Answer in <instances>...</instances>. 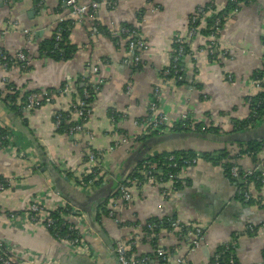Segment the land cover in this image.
Here are the masks:
<instances>
[{
	"label": "crops",
	"instance_id": "0c3cea01",
	"mask_svg": "<svg viewBox=\"0 0 264 264\" xmlns=\"http://www.w3.org/2000/svg\"><path fill=\"white\" fill-rule=\"evenodd\" d=\"M80 1L102 3L95 20L72 21L62 0H0V49L12 56L23 52L27 58L25 70L0 66L1 92L7 85L20 93L56 92L61 85L73 90L79 77L98 87L84 124L86 135L55 133L54 114L66 108L69 98L55 96L52 103L40 109L25 110V127L0 97V126L8 129L11 143L26 155L18 158L0 148V179L9 181L0 191V241L11 250V264H118L112 244L126 235L134 237V255L152 254V240L143 226L153 218L203 230L200 245L188 254L177 234L161 227L162 245L171 262L184 259L186 264H208L216 250L235 237L237 264H263L264 185L259 190L250 185L253 200L244 199L240 181L231 177L230 167L237 165L242 171L264 169V147L255 162L252 154H243L245 146L239 143L264 138V121L254 130L234 132V123L249 115L247 101L262 92L257 82L264 78V0H249L233 10L227 6L230 0ZM106 3L112 7H106ZM210 4L213 10L199 15V25L188 38L190 17ZM219 15L224 20L210 57L212 40L204 32L208 19ZM65 20L69 21V42L77 48L72 59L62 62L39 58L40 42L51 39L57 25ZM94 24L109 32L122 25L137 29V36L147 47L140 54L139 65L133 66L124 46L126 41L114 43ZM176 37L185 41L189 52L180 66L181 83L161 74L170 67ZM156 88L160 90L157 112L168 118L169 124L161 135L140 125L148 115ZM183 116L218 133L174 131ZM116 136L126 139L127 144L104 157L108 183L94 191H83L74 185L75 179L67 177L69 171H60L58 164L78 170L87 152L106 150ZM175 150H225L228 156L216 163L197 158L195 165L179 174L182 184L178 190L171 180L132 186L131 202L126 208H112L116 196L110 198L111 192L91 200L110 181H122L131 171L146 180L145 170L140 171L135 164L141 158ZM32 198L46 208L66 201L85 210L92 254L78 252L28 222L23 212ZM104 200H108L106 205ZM109 209H113L114 217L104 214Z\"/></svg>",
	"mask_w": 264,
	"mask_h": 264
},
{
	"label": "built area",
	"instance_id": "2783aa9c",
	"mask_svg": "<svg viewBox=\"0 0 264 264\" xmlns=\"http://www.w3.org/2000/svg\"><path fill=\"white\" fill-rule=\"evenodd\" d=\"M8 2H13L14 0H7ZM63 7L68 10V16L73 21L77 23H83L87 18L90 20H95L97 12L101 7V2H91L90 4H84L80 0H62ZM106 7L111 8V3L104 4ZM200 13L197 11L193 16L190 17L188 21V33L187 37L191 38L197 27V23L200 21V17L198 15ZM205 13V12H203ZM202 13V14H203ZM221 17H216L213 22L212 29L214 32L220 31L221 26ZM62 22V21H61ZM131 30L125 27H121L119 30L114 31V36L119 38L129 34L130 37H127V51L131 55L133 66L137 67L140 63L141 57L140 54L147 50L145 43L137 36L135 39H131L132 34ZM211 37V49L209 50L210 57L213 56L212 51L218 42V36L212 33ZM55 40L59 41V35L55 36ZM184 40L181 37H176L172 41V48L174 52L172 53V70H164L162 75L164 77L173 74L176 81L183 80V69L180 68L179 62L181 57H183L185 49H184ZM264 47V41H263ZM137 52V55H135ZM1 54V53H0ZM3 60L6 57L2 58ZM13 60L19 62H25L27 65V58L23 52H18L13 56ZM7 63L0 64L1 67L5 69ZM179 66V68H178ZM94 72L97 71V68L92 69ZM264 78L257 82V87H259L263 91ZM98 87H94V91L96 92ZM72 91L71 88L65 87L63 93L67 94ZM74 91V90H73ZM89 92L85 89L82 91L83 100L77 103H69V108L71 109V113L69 114L71 118L76 119L78 121L77 125L73 126L69 130V135L74 136L78 133L85 134L84 124L81 123L84 114L86 113L88 116L90 114V110H84L87 103L85 100L89 98ZM21 98V97H20ZM20 98L16 99V104L20 103ZM45 99L47 104L50 100L53 99L52 95L48 94H40L33 93L29 95L26 100L25 109L26 110H37L39 101L41 99ZM160 99V90L158 88L154 89L151 94V101L148 106V115L146 119L141 121L142 126L146 127L151 133H156L157 135H161L165 132L166 128H168V118H166L163 114L157 112V103ZM250 100H248L249 102ZM247 102V103H248ZM113 120V119H112ZM114 121V120H113ZM193 118L190 116H183L179 124L176 126H180L182 129L193 130L194 126ZM61 125V117L58 115L54 121L55 130L58 129ZM2 126H0L1 129ZM204 129L202 128V131ZM86 135V134H85ZM10 136H2L0 130V148L2 149L4 141L7 140L8 144L5 146L6 149L11 155L18 158H25L26 155L23 151L19 150L16 146L11 143ZM127 144L126 139H118L116 136L115 141H113L112 145L106 150L101 151H89L85 157V163L78 170H70L67 167H64V164L59 165L61 172L69 171L76 179L74 180V185L83 191H92L93 184L99 182L102 186L107 182V170L104 166V157L118 149L120 146ZM172 158H168V161H171ZM197 158L192 160H186L184 163L185 166L180 167L179 171L175 175L178 178L179 174L183 172L188 166L195 165L197 163ZM158 163V162H157ZM148 164V163H147ZM155 166V165H154ZM169 166L176 167V164H169ZM257 170V168L252 169L250 171H242L239 169L237 165H233L230 167V175L235 181H240L243 184L248 183V179L253 173ZM158 173L152 170H145V182H153L157 181L156 176ZM264 175V174H263ZM87 178V182L85 181ZM173 178L172 175L169 176V180ZM158 182H161L159 180ZM132 186L137 185L136 180L131 182ZM9 185L8 180H0V191L6 189ZM243 197L246 200L251 199V195L248 191H243ZM131 193L130 187L120 184L118 187V192L112 205V208H126L128 204L131 202ZM118 203V204H116ZM161 211V210H159ZM108 217H114L113 209H109L107 214ZM12 216V215H10ZM23 216L25 219L33 225L44 228L45 230L52 229L54 231V235L61 243L66 246L73 248L74 250L81 252L86 255H91L92 250L90 249L87 242V232L89 233L90 229L87 225V215L86 213L79 209L76 206H72L68 204L66 201L59 202L53 208H46L44 204H42L38 199L32 198L27 202V207L23 212ZM163 220V219H162ZM159 220V221H162ZM160 223L156 222H147L143 226L144 233L147 237L152 240V254L136 256L132 252V247L135 245L134 237L130 235H126L124 239L116 240L113 245V252L116 256L118 264H186L184 259H177L174 262L170 261V256L162 245V238L160 235ZM166 227L169 229L171 233L177 234L176 237L180 238L184 242V248L188 254H191L195 249L198 248L202 239H203V230L197 226L183 225L178 223L177 221H167ZM60 225V227H59ZM135 228H138L135 226ZM62 229H64L63 232ZM235 244V243H234ZM11 250L9 246L0 241V264H11ZM214 259L213 263L209 262L208 264H219L218 258L219 255H214L212 257ZM229 264H233V260L229 259ZM263 264H264V255H263Z\"/></svg>",
	"mask_w": 264,
	"mask_h": 264
},
{
	"label": "trees",
	"instance_id": "16d2710c",
	"mask_svg": "<svg viewBox=\"0 0 264 264\" xmlns=\"http://www.w3.org/2000/svg\"><path fill=\"white\" fill-rule=\"evenodd\" d=\"M16 1V0H15ZM38 1V0H37ZM249 0H230V2L228 3V7L233 9L238 8L239 4L242 3H246ZM99 2V1H98ZM214 5L210 4L207 7H204L202 9H198L197 11H199L200 13H198V15H201L203 12H207L208 10H213ZM217 17H220L217 16ZM216 17H212L208 19V27L205 28L206 34H208L209 36L212 35V33H214L216 36L218 34V32H214V30L212 29L213 27V22L214 19ZM223 19V18H222ZM224 20V19H223ZM223 20L221 21V26L223 23ZM66 21V20H65ZM61 22L59 23L57 26V30L55 31L53 37L51 39H46L43 40L42 42H40V44L38 45V57H45L54 61H62V62H66L70 59H72V57L74 56V54L77 51V48L75 45L70 44L68 36H69V32L67 31V28H69V24L66 22ZM199 23H197L196 27H198ZM95 26V24H94ZM220 26V29H221ZM121 27H125L128 28L129 30H131L132 32H134L132 34V38L131 39H135L136 38V34L138 33L137 29H135L134 27L130 26V25H122ZM97 31L101 30L103 31V33L105 35H107L114 43H117L120 39H123L124 41H126L125 49H127V37H130L129 34H126L125 36L119 38L117 36H114V32H109L106 29H102L98 26L94 27ZM59 35L60 40L56 41L55 40V36ZM184 55L183 57H181L180 62H179V66H181L182 64V59L189 53L188 52V48H187V44L184 42ZM0 64H4L7 63L5 69L9 70L10 68L14 67V66H18L19 68L21 67L23 70L27 69L26 63L25 62H19V61H15L13 60V56L8 54L6 51L0 49ZM25 54V53H24ZM135 55H137V52H135ZM6 57L5 60H3L2 58ZM172 65V58H171V63H170V67H168L165 70H172L171 68ZM178 66V68H179ZM164 71V70H163ZM162 71V72H163ZM162 74V73H161ZM167 78H174L173 74L170 73V75L166 76ZM183 81V80H182ZM177 83H181V81H178ZM94 87L93 85H91L85 78H77L75 83H74V91H70L69 93L65 94L63 93L64 90V85H61L60 89H58L56 92L53 90H44V91H35V92H23L20 93L19 91H15L13 87H11V85H7L5 90L3 92L0 91V97L1 100L3 101V103L5 104V106L9 109H11L12 111H14L15 116L20 119V122L23 126H27V122L24 121L22 119V116L25 112V105H26V100L29 97V95L33 94V93H40V94H48V95H52L53 99L55 96H62V98L66 99L69 98L70 99V103H77L79 101L83 100L82 96V91L83 90H87L89 92V98L87 100H85V103H87L86 107L84 108V110H91V104L93 103V99L94 96L96 95V92L94 91ZM60 90V91H59ZM10 91V92H9ZM59 91V92H58ZM7 92V93H5ZM13 92V93H12ZM21 97V98H20ZM20 98V103L21 104H16L15 101L16 99ZM53 99L50 100L48 103H52ZM250 101L248 102L249 105V115L247 116V118H245L242 121H237L236 123H234V132H242V131H249V130H254L255 128H257L263 121H264V85H263V91L260 92L259 94H257L256 96H254L253 98L249 99ZM47 104V102L45 101V99H41L39 101V105H38V109H40L41 107L45 106ZM69 104H67L65 109H61L55 112L54 117H53V122L56 119V116H60L61 117V125L58 129L55 130V133L58 134H66L69 135V130L70 128H72L73 126L77 125L78 121H74L72 120L73 118H71V116L69 115L71 112V109L68 107ZM30 111H34V110H30ZM112 117L114 118V120H116V116L115 114H111ZM88 119V115L85 113L84 117L82 118L81 123L85 124L86 121ZM176 128L174 129V131L178 132V133H184L187 131H192L195 133H200V134H205V135H212L214 133H218L216 131L215 128L212 127H205L204 130L202 131L203 126H201L200 124H194L193 126V130H188V129H182L180 126H175ZM1 135L2 136H9V131L6 127H1ZM152 134H156V133H152ZM144 140V138L142 139V141ZM241 144H244L245 149L243 151V154H252V157L254 159L255 162H257V156L263 151V147H264V138L259 140H248V141H241L239 142ZM8 144L7 140L4 141L3 143V148H5V146ZM228 156V153L223 150V151H217V152H202V153H197L194 150H175L172 152H163L160 153L158 155L152 156V157H144L140 159V161L138 163L135 164V167L137 169H139L140 171H144V170H152V171H156L157 176L156 179L157 181L161 180V182H165L169 180V176L172 175L173 178L171 179L172 183H173V188L175 190H178L181 188V180H179L178 178L175 177V175L177 174V172L179 171L180 167L185 166L186 164L184 163V161L186 160H192L194 158H198L201 160H205V161H210L213 163H216L217 161H220L222 159H226V157ZM85 158V156H84ZM168 158H172L171 161H168ZM158 162V163H157ZM148 163V164H147ZM169 164L173 165L176 164V167H172L169 166ZM155 165V166H154ZM226 167V166H225ZM228 168V166H227ZM60 169V168H59ZM61 171V170H60ZM107 174V173H106ZM264 169L263 168H258L252 176L249 177L248 179V183L247 184H243L239 185V190H241V194L243 195V191H249V186L250 185H254V187L259 190L262 185H264ZM140 177L139 175H137L136 171H131V174L125 178L122 181H118V180H112L109 183V190L111 192L110 194V198H113L114 196H116V192H118V187L120 184H124L128 187H132L131 182L133 180H136V182L138 183L135 186L141 185V183L145 182L144 179L138 178ZM67 177L69 179H76L75 177H72L71 173L67 174ZM1 180V179H0ZM87 182V178L85 180ZM108 183V180L107 182ZM102 185L99 182H96L95 184H93V190L95 188H100ZM140 187V186H138ZM115 192V193H114ZM241 195V196H242ZM251 195V194H250ZM240 196L241 200L242 197ZM252 197V196H251ZM250 201H252L253 199H249ZM248 200V201H249ZM108 200H104L103 204L106 205ZM107 210H105L104 214H107ZM167 221H173V220H168V219H163L162 221H159V219H151V222H156V223H160L161 227H166V225L168 224ZM60 227V225H59ZM64 229H62L61 232H63ZM48 232L54 237V239H56L57 241L60 242V240H58V238L55 237L54 235V231L52 229H49ZM235 237H233V241L229 242L227 244H223L221 245L217 250L215 255H219L218 258V263L219 264H229V259L233 260V264H237L236 261V257L234 255V251H235V247H236V239H234ZM235 243V244H234ZM214 259L211 258L210 262L213 263Z\"/></svg>",
	"mask_w": 264,
	"mask_h": 264
},
{
	"label": "water",
	"instance_id": "95a60500",
	"mask_svg": "<svg viewBox=\"0 0 264 264\" xmlns=\"http://www.w3.org/2000/svg\"><path fill=\"white\" fill-rule=\"evenodd\" d=\"M262 136V135H261ZM205 137H207V136H205ZM165 138V136L162 138V139H164ZM44 169L45 168H42V171H44ZM52 176V175H51ZM64 180L65 181H68V178L67 177H65L64 178ZM240 184L242 185V182H240ZM109 184L107 185V186H105L104 188H102L100 191H98V193H96V194H94L92 197H91V200H93L94 199V197H96V196H107V195H109V192H110V190H109ZM94 191V190H93ZM100 192V193H99ZM104 192H107V193H104ZM81 209V208H80ZM85 213H86V211L85 210H83Z\"/></svg>",
	"mask_w": 264,
	"mask_h": 264
}]
</instances>
